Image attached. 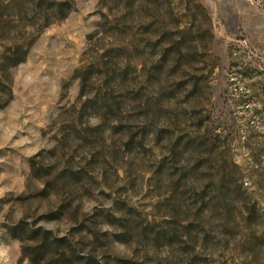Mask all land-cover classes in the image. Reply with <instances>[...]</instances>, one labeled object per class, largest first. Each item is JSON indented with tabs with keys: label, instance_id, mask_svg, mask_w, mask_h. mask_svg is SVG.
<instances>
[{
	"label": "rangeland",
	"instance_id": "374dc122",
	"mask_svg": "<svg viewBox=\"0 0 264 264\" xmlns=\"http://www.w3.org/2000/svg\"><path fill=\"white\" fill-rule=\"evenodd\" d=\"M0 264H264V0H0Z\"/></svg>",
	"mask_w": 264,
	"mask_h": 264
},
{
	"label": "trees",
	"instance_id": "16d2710c",
	"mask_svg": "<svg viewBox=\"0 0 264 264\" xmlns=\"http://www.w3.org/2000/svg\"><path fill=\"white\" fill-rule=\"evenodd\" d=\"M61 9H63L62 7H61ZM62 11V10H61ZM65 11V10H64ZM69 11V9L67 10V8H66V11L64 12V16L63 17H65L66 15H67V12ZM251 161L253 162V164L255 163V164H257V165H260V163L262 162V158H261V154H255V155H253L252 157H251ZM237 166V165H236ZM258 170H252L251 171V173H250V175L251 176H253V175H260V172H258ZM250 176V177H251ZM244 177V176H243Z\"/></svg>",
	"mask_w": 264,
	"mask_h": 264
}]
</instances>
